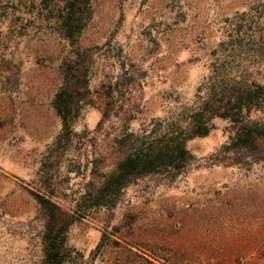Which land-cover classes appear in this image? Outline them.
Here are the masks:
<instances>
[{
    "label": "rangeland",
    "instance_id": "1",
    "mask_svg": "<svg viewBox=\"0 0 264 264\" xmlns=\"http://www.w3.org/2000/svg\"><path fill=\"white\" fill-rule=\"evenodd\" d=\"M32 1L34 7L16 6L38 14L52 0ZM94 3L81 41L94 59L92 98L70 134H63L51 104L57 62L45 56L64 55L69 46L41 20L17 29L27 36L0 26L1 38L7 31L12 37L9 45L0 39V264H41L34 194L74 215L67 244L83 264H109L92 260L105 232L161 248L243 251L249 237L264 231L259 215L246 214L264 201V162L251 163L228 148L236 131L228 119L214 118L208 135L187 142L193 156L187 166L99 190L131 145L130 134L158 131L162 120L189 114L216 68L264 84V0ZM252 117L262 119L264 112ZM73 258L76 264L75 252Z\"/></svg>",
    "mask_w": 264,
    "mask_h": 264
},
{
    "label": "trees",
    "instance_id": "2",
    "mask_svg": "<svg viewBox=\"0 0 264 264\" xmlns=\"http://www.w3.org/2000/svg\"><path fill=\"white\" fill-rule=\"evenodd\" d=\"M28 3L34 7L32 0H0V6L12 4V7L4 8L3 14L0 13V26L8 24L7 28H14L17 37L27 36L18 33L17 29L21 26L23 30L26 28L24 21H32L28 25L32 26L36 20H41L53 25V32L61 43L69 46V52L64 55L58 56L52 51L45 56L57 62L59 83L51 104L62 121L63 134H70L83 106L92 98L89 82L94 59L90 48L84 47L81 41L93 19L95 3L94 0H52L40 7L38 14L16 6L25 7ZM9 34L7 31L3 38L0 37L2 43H12ZM54 42L56 40L52 41V46ZM261 50L264 58V50ZM213 74L208 81L206 95L189 114L162 120L158 131L130 134L131 145L121 152L115 166L105 175L99 193L121 188L130 176L187 166L193 159L187 142L208 135L214 118L228 119L235 125L236 131L228 148L238 150L251 163L264 162V118L252 117L254 113L264 112V84L235 73L219 72L217 68ZM34 195L38 205L36 219L42 223L41 264H73L74 252L78 256L76 264H83L84 257L67 244L74 215L47 195ZM254 213L263 219L261 226L264 227V201L248 207L247 217H255ZM260 232L249 237L248 247L243 251L194 249L188 245L161 248L151 240L141 244L127 242L117 237V232H105L92 253V260L102 258L109 264H264V231Z\"/></svg>",
    "mask_w": 264,
    "mask_h": 264
}]
</instances>
